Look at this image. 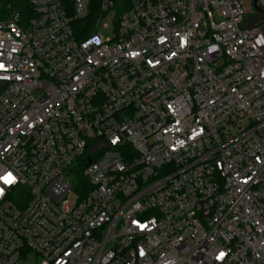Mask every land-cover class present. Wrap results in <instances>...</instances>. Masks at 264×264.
<instances>
[{"label": "built area", "instance_id": "obj_1", "mask_svg": "<svg viewBox=\"0 0 264 264\" xmlns=\"http://www.w3.org/2000/svg\"><path fill=\"white\" fill-rule=\"evenodd\" d=\"M252 3L9 9L0 264H264V19Z\"/></svg>", "mask_w": 264, "mask_h": 264}, {"label": "trees", "instance_id": "obj_2", "mask_svg": "<svg viewBox=\"0 0 264 264\" xmlns=\"http://www.w3.org/2000/svg\"><path fill=\"white\" fill-rule=\"evenodd\" d=\"M10 8L17 9L23 16L30 14L28 0H0V20L7 17ZM73 31L76 38L82 39L91 33V28H73Z\"/></svg>", "mask_w": 264, "mask_h": 264}, {"label": "water", "instance_id": "obj_3", "mask_svg": "<svg viewBox=\"0 0 264 264\" xmlns=\"http://www.w3.org/2000/svg\"><path fill=\"white\" fill-rule=\"evenodd\" d=\"M257 0H253L252 6L255 12L259 14V17L264 19V9L259 7L257 4Z\"/></svg>", "mask_w": 264, "mask_h": 264}, {"label": "snow or ice", "instance_id": "obj_4", "mask_svg": "<svg viewBox=\"0 0 264 264\" xmlns=\"http://www.w3.org/2000/svg\"><path fill=\"white\" fill-rule=\"evenodd\" d=\"M2 179H4V181L6 183H11L13 181V177L11 176V174H9V176H7V177H3ZM221 255H223V254H221Z\"/></svg>", "mask_w": 264, "mask_h": 264}, {"label": "rangeland", "instance_id": "obj_5", "mask_svg": "<svg viewBox=\"0 0 264 264\" xmlns=\"http://www.w3.org/2000/svg\"><path fill=\"white\" fill-rule=\"evenodd\" d=\"M264 31V30H263ZM89 32V31H88ZM103 32H104V34L106 35V36H109L110 35V32H109V30H103ZM84 36V35H83Z\"/></svg>", "mask_w": 264, "mask_h": 264}]
</instances>
